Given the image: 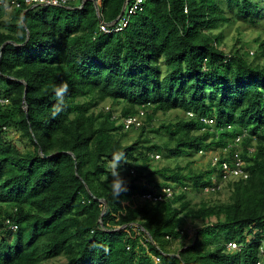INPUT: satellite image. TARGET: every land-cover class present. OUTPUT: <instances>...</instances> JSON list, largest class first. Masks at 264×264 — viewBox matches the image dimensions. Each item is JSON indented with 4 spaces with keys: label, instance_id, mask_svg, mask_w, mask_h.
Listing matches in <instances>:
<instances>
[{
    "label": "trees",
    "instance_id": "trees-1",
    "mask_svg": "<svg viewBox=\"0 0 264 264\" xmlns=\"http://www.w3.org/2000/svg\"><path fill=\"white\" fill-rule=\"evenodd\" d=\"M82 1L19 0L9 14L0 5V98L9 101L0 106V264H256L262 235L247 243L246 234H264V37L251 55L226 52L221 28L231 20L219 0H146L111 33L101 21L113 30L135 0H103L101 17ZM230 4L252 24L264 18V0ZM107 100L110 110L97 111ZM140 110L142 126L126 131L121 120ZM159 113L176 116L156 126ZM132 130L139 136L124 144ZM215 151L199 173L154 163ZM113 154L126 157L118 171L129 178L118 197ZM236 154L248 177L224 180ZM193 193L210 199L194 203ZM232 241L241 249L227 251Z\"/></svg>",
    "mask_w": 264,
    "mask_h": 264
},
{
    "label": "rangeland",
    "instance_id": "rangeland-1",
    "mask_svg": "<svg viewBox=\"0 0 264 264\" xmlns=\"http://www.w3.org/2000/svg\"><path fill=\"white\" fill-rule=\"evenodd\" d=\"M231 0H219V4L221 7L224 9V13L226 16L231 20L229 24L224 25L221 30L224 32V45L222 46L223 49L226 52H230L233 50L235 47H245V50L248 51L251 55L252 52H255V44H254V39L257 38L258 36L264 37V18L258 19L256 24L250 23L246 18H244L242 15L238 13V9L234 4H230ZM8 20H10V17H5L2 20V24L6 25L8 23ZM244 50V49H243ZM111 106V102L109 100L100 103V105L97 108V111H100L101 109H105L107 111V108ZM120 106L115 108V111L117 114H120ZM96 111V112H97ZM176 116V113H169V114H162L159 113L158 116L156 117L154 124L157 126L160 122H166L169 120H173ZM19 135L17 134L16 137ZM139 136V131L132 130L129 132V136L122 139V142L124 144H128L134 140L137 139ZM155 141H159L158 138L155 137ZM215 152H207L204 154H196L191 157H182V158H177V159H165L163 157H156L155 156V164H160L161 166L165 164L169 165H174L180 164L182 167H190V169L195 172H203L206 171L209 168V164H211V159L213 158V155H215ZM191 163V164H190ZM125 163H121V166H123ZM122 178L126 181V184L129 182V178L125 176V169L123 168L120 171ZM156 178L160 180V176L156 175ZM227 183L223 184V188L226 187ZM203 195V196H202ZM229 191L223 190L221 195L218 197L220 200H227L229 198ZM194 196V203H200L201 199L203 198L204 200L210 199L209 195L206 194H197ZM211 199H215V197H212ZM141 201V199H139ZM188 231H189V236L186 239V241L182 242H189L190 240L193 239L194 237V227L189 223L187 225ZM180 241H176L173 244V247H181ZM67 260L65 257L61 256L59 258H56L50 262V264H66Z\"/></svg>",
    "mask_w": 264,
    "mask_h": 264
},
{
    "label": "built area",
    "instance_id": "built-area-1",
    "mask_svg": "<svg viewBox=\"0 0 264 264\" xmlns=\"http://www.w3.org/2000/svg\"><path fill=\"white\" fill-rule=\"evenodd\" d=\"M25 2V4L27 5H45V6H51V7H65V6H69L70 4H77V2H79L80 0H22ZM94 2H96L97 4H101L103 0H93ZM146 0H135V2L133 3V5H131L127 12H128V16L130 15H134L138 10L141 9V6L144 4ZM85 2V0H84ZM0 5H4L5 10L7 12H11L15 7H20V3L19 0H10V3H6L4 0H0ZM114 25V24H113ZM127 25V20L124 21V23L122 25H119V27H117L116 29L112 30L111 28H109L108 25H106L105 23H101L100 25V29L101 31H103L104 33H111L112 31H119L122 30L125 26ZM7 104V100L0 98V106H5ZM110 110V107L107 108V111ZM144 111L140 110V115L139 116H135V117H128L125 118L121 121H123L125 130H131V129H139L142 126V118L144 117ZM212 121H210L211 123ZM238 141V140H237ZM227 152V151H225ZM237 161H236V166L235 167H229L227 164H224V169H225V173L223 176L224 180L227 179H238V178H247L248 177V171L245 170V168H243V163L241 162L240 157L238 156V154L235 155ZM213 159V163L212 165L214 166L216 164V162L218 161L217 157L212 158ZM164 194L166 195V197H172L174 190L167 187L163 190ZM147 199L150 200H154V201H162L164 200V195H159V196H154L152 194H148L146 196ZM12 227V226H11ZM13 230L16 229L15 226L12 227ZM262 235V236H260ZM261 237V239H259L260 241V245H259V259L256 262V264H264V234L262 233L261 230L253 228V232L247 236V243H250L253 240H256L257 237ZM169 239V237H168ZM235 245V247H232L231 245ZM242 244H238L236 242H229L227 244V250L229 252L232 251H236L241 249ZM160 259L156 258V262H159Z\"/></svg>",
    "mask_w": 264,
    "mask_h": 264
},
{
    "label": "clouds",
    "instance_id": "clouds-1",
    "mask_svg": "<svg viewBox=\"0 0 264 264\" xmlns=\"http://www.w3.org/2000/svg\"><path fill=\"white\" fill-rule=\"evenodd\" d=\"M87 0H85L86 2ZM93 1V0H92ZM80 2V1H79ZM84 0L82 1V5L80 7H82L84 5ZM94 2V1H93ZM146 2V1H145ZM78 3V2H77ZM94 4L97 6V12L99 17H101V13H100V9L98 8L99 5L101 4H97L96 2H94ZM126 6L124 11H122V14L120 15V17L118 19H116L113 23H111L113 30L116 29L117 27H119V25H122L124 23V21L128 18H123V14L127 12L128 8L131 6H129V2L126 1ZM71 5H77V4H70L69 6H65V7H73ZM129 6V7H128ZM6 11V10H5ZM13 11V10H12ZM11 11V12H12ZM7 12V11H6ZM11 12H7V14L11 13ZM101 23H105L103 20L101 21ZM100 23V25H101ZM106 24V23H105ZM114 24V25H113ZM108 25V24H107ZM68 89V85L66 83H63L61 85L56 86L55 88V92H56V96L59 100H62L63 95L67 92ZM2 99L7 100V104L6 106L9 104V101L7 98L1 97ZM126 163V157H124L123 154H113V156L111 157V159L109 160V171L111 176L113 177V180L111 182V187H112V191L114 196L118 197L120 195L121 192H125L127 191V187H126V181L120 176L119 174V167L121 166V163ZM251 233H247L246 235H250ZM168 239V238H167ZM247 241V239H246ZM232 242H236V241H232ZM229 243V242H228ZM227 243V244H228ZM238 243V242H236ZM241 244V243H238ZM232 247H235V245H231ZM226 249H227V245H226ZM228 251V250H227ZM234 252V251H232Z\"/></svg>",
    "mask_w": 264,
    "mask_h": 264
},
{
    "label": "water",
    "instance_id": "water-1",
    "mask_svg": "<svg viewBox=\"0 0 264 264\" xmlns=\"http://www.w3.org/2000/svg\"><path fill=\"white\" fill-rule=\"evenodd\" d=\"M125 6H126V4H125L124 7H123V11H124V9H125Z\"/></svg>",
    "mask_w": 264,
    "mask_h": 264
}]
</instances>
